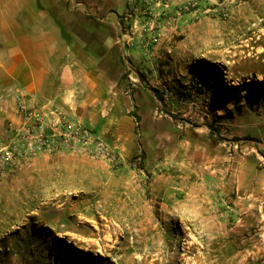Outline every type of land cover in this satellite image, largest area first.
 Instances as JSON below:
<instances>
[{"label": "rangeland", "instance_id": "obj_1", "mask_svg": "<svg viewBox=\"0 0 264 264\" xmlns=\"http://www.w3.org/2000/svg\"><path fill=\"white\" fill-rule=\"evenodd\" d=\"M155 1L129 6L128 0L120 15L127 51H120L121 81L137 97L151 92L167 120L166 142L172 122H178L185 138L192 130L227 153L264 155V0ZM158 45L164 59L153 61L151 70L146 56ZM213 69L220 72L216 78ZM153 71L157 79L150 77ZM160 72L167 97L154 88ZM207 94L209 103L197 96ZM212 151L186 147L183 173L174 162L164 166L165 155L154 160L159 168L151 171L140 148L129 159L120 156L124 166L118 169L80 155H40L5 174L0 210L13 234L25 240L26 228L33 226L41 240L53 244L48 252L39 249L34 264H264V237L255 217L245 225L228 204L232 231L224 247L206 207L175 203L194 189L176 176L192 182L198 172H208L205 156Z\"/></svg>", "mask_w": 264, "mask_h": 264}, {"label": "crops", "instance_id": "obj_2", "mask_svg": "<svg viewBox=\"0 0 264 264\" xmlns=\"http://www.w3.org/2000/svg\"><path fill=\"white\" fill-rule=\"evenodd\" d=\"M127 1L0 0V140L6 137L9 123H20L15 97L21 93L31 103L55 105L69 118L94 129L124 160L140 148L145 165L153 172L159 168L154 160L165 155L163 165L174 162L183 173V150L206 146L213 150L205 156L208 172H198L192 182L190 177L176 176L194 189L185 200L175 203L206 207L212 231L222 235L224 247L230 243L232 231L228 204L239 222L249 223L245 225H252L250 219L255 217L257 230L264 237V155L252 150L227 153L211 140L202 142L192 130L187 139L178 122H172L174 132L166 142L167 120L151 92L144 93L145 99L137 97L121 81L119 56L122 49L127 51L123 43L126 35L119 33L120 15ZM146 57L145 65L151 70L153 61L164 59L159 45ZM153 76L158 78L155 71ZM166 80L160 72L154 88L161 94ZM182 89L188 91L190 86ZM208 94L197 96L209 103ZM165 198L161 195L159 199ZM4 213L0 210V264H21V259L34 264L40 248L47 252L53 248L49 240H41L40 231L33 226L29 231L26 228L25 240L19 237L20 232H10Z\"/></svg>", "mask_w": 264, "mask_h": 264}, {"label": "built area", "instance_id": "obj_3", "mask_svg": "<svg viewBox=\"0 0 264 264\" xmlns=\"http://www.w3.org/2000/svg\"><path fill=\"white\" fill-rule=\"evenodd\" d=\"M137 1L129 0V6ZM131 9L135 10L134 6ZM165 15V10H162L161 18ZM163 92L167 97L168 91L164 89ZM15 100L20 123L18 125L9 123L6 137L0 140V183L6 173L40 155L50 157L61 154L80 155L111 169L124 166V161L116 149L94 129L69 118L57 106L49 103H31L21 93L17 94ZM139 161V158L136 159L133 167H136Z\"/></svg>", "mask_w": 264, "mask_h": 264}, {"label": "trees", "instance_id": "obj_4", "mask_svg": "<svg viewBox=\"0 0 264 264\" xmlns=\"http://www.w3.org/2000/svg\"><path fill=\"white\" fill-rule=\"evenodd\" d=\"M211 74H212V77H218L217 75H220V72H218V71H216L215 69H213V70H211ZM200 85V87H198L199 89H201V84H199ZM198 85V86H199ZM208 85H210V84H208ZM212 85L213 86H215L213 83H212ZM255 85L256 86H260L261 84L260 83H255ZM202 91H205V90H203L202 89ZM204 93V92H203ZM136 120H137V123H139L140 121H139V118L136 116ZM69 247H71V246H69Z\"/></svg>", "mask_w": 264, "mask_h": 264}, {"label": "bare ground", "instance_id": "obj_5", "mask_svg": "<svg viewBox=\"0 0 264 264\" xmlns=\"http://www.w3.org/2000/svg\"><path fill=\"white\" fill-rule=\"evenodd\" d=\"M72 243V242H71ZM73 244H75V243H73ZM89 246V245H88ZM91 247V246H90ZM79 248L80 249H83V250H85V251H89V249H87L86 247H82V246H79Z\"/></svg>", "mask_w": 264, "mask_h": 264}]
</instances>
